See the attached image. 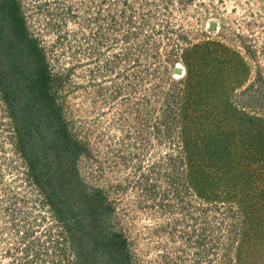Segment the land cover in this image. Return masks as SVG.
<instances>
[{
  "label": "rangeland",
  "instance_id": "374dc122",
  "mask_svg": "<svg viewBox=\"0 0 264 264\" xmlns=\"http://www.w3.org/2000/svg\"><path fill=\"white\" fill-rule=\"evenodd\" d=\"M16 1L54 78L50 92L66 132L83 147L76 172L105 206L96 224L77 197L51 196L74 204L84 241L57 217L17 147L0 94V264H83L79 250L97 228L123 235L131 264H238V234L250 228L245 243L255 242L258 257L245 264H264V234L251 230L264 232V0ZM212 41L244 62L232 55L225 79L235 86L225 100L202 87L210 72L226 74L211 60ZM189 48L203 52L194 87L183 81ZM245 67L234 81L235 68ZM233 112L255 116L260 134L246 123L237 130L246 142L236 136L226 162L208 165L202 142L219 129L213 124L237 128ZM247 132L261 135V150ZM188 150L201 168L196 186L187 182ZM99 247L91 263L115 264Z\"/></svg>",
  "mask_w": 264,
  "mask_h": 264
},
{
  "label": "trees",
  "instance_id": "16d2710c",
  "mask_svg": "<svg viewBox=\"0 0 264 264\" xmlns=\"http://www.w3.org/2000/svg\"><path fill=\"white\" fill-rule=\"evenodd\" d=\"M20 13L16 0H0V94L7 104L17 139L16 144L27 162L31 177L54 207L57 217L76 227L72 229L74 234V231L79 228L77 236L81 241H84L86 240L85 232H82L79 227V218H76V214L79 216V211L73 213L74 204L69 200V206H62L60 201L51 196L77 197L76 200H79L78 205L86 209L91 217V223L96 224L99 223H97L95 215L102 213L101 210L105 204H102L99 189L94 187L86 189V185L82 183L80 175L76 172L75 159L83 147L77 139L66 132V123L62 117L60 107L56 104L54 95L50 92L51 82L54 78L48 68L42 49L29 37L23 16ZM211 43L216 45L209 49L210 54H212L211 60L216 61L214 64L218 65L220 73L226 74L222 78L219 76L220 74L211 76L213 74L210 72L209 76L212 78L208 79L206 77L207 80L202 83L204 84L202 87L207 91L222 92V100H225V94L228 92L227 88L231 90L235 86V82L232 83V80L229 79L232 83L230 85L229 80L226 82L225 79L226 75L229 74L228 72H230V68L234 65V63H231L234 59L232 55L237 58L234 59L235 61L239 60L238 65L244 62L241 60L239 53L230 51L228 46L216 41ZM193 47H197V45ZM197 52H191L189 48L185 53L187 57L185 60L187 75L183 81L188 83V87L190 85L194 87L191 73L197 62L202 58L201 55H203L202 51ZM201 67L203 66L201 65ZM247 68L245 67L244 71L235 68L234 81L240 82L243 75H246ZM202 74L203 70L200 69V75ZM230 74L232 75V72ZM203 76L205 77V75ZM227 108L228 105H226V110ZM232 109L234 111L233 107ZM237 114L243 113L239 111ZM231 115L234 122L236 121L238 124L237 128L230 125L228 127L230 129H226L223 125L213 124L219 129H215L214 133L209 132L208 138L202 142L205 144V150L202 151L203 161H206L208 165L214 166L226 162V156L229 153L227 150L228 145H232L236 136H239L242 142H246L245 134L237 133L238 128H244L246 123L249 126H254V132L260 134L261 128L256 124L255 116L251 115L245 120L244 117L239 115V120L235 118L234 112ZM262 120L264 121V118ZM247 133H249L248 144L255 147L256 145L260 146L261 150V135L252 132ZM242 145L240 144L238 148L244 151ZM41 146L43 147L41 148ZM190 152H194V150H188L187 182L196 186L200 182L201 168L199 169L198 164L194 165ZM199 192L203 193V190L199 188ZM70 213L73 215L72 222L68 219ZM83 218L84 216H80V220ZM251 230L256 237L260 236V233L264 234L263 230L258 232L252 225ZM249 233L250 228H245L238 234V247L236 248L238 264H245L247 256L254 259L258 257V247L255 246V242L245 243ZM87 234L91 236L86 241L88 247L81 246L79 250L83 264H93L91 259L96 261L95 254L97 249H101L99 246L102 244L114 256L113 262L115 264H131L125 247V238L120 232L106 231L105 229L102 231L97 228Z\"/></svg>",
  "mask_w": 264,
  "mask_h": 264
},
{
  "label": "water",
  "instance_id": "95a60500",
  "mask_svg": "<svg viewBox=\"0 0 264 264\" xmlns=\"http://www.w3.org/2000/svg\"><path fill=\"white\" fill-rule=\"evenodd\" d=\"M209 28L215 29L216 28V21L215 20H210L209 21ZM175 73L181 74L183 72V68L181 66L176 65L173 68Z\"/></svg>",
  "mask_w": 264,
  "mask_h": 264
},
{
  "label": "bare ground",
  "instance_id": "6f19581e",
  "mask_svg": "<svg viewBox=\"0 0 264 264\" xmlns=\"http://www.w3.org/2000/svg\"><path fill=\"white\" fill-rule=\"evenodd\" d=\"M178 64V66H181L179 63H177Z\"/></svg>",
  "mask_w": 264,
  "mask_h": 264
}]
</instances>
